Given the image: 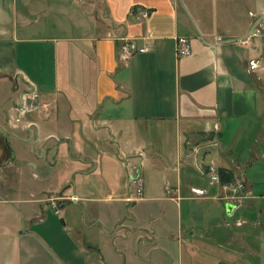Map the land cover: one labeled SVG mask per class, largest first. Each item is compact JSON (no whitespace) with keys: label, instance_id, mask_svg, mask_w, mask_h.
<instances>
[{"label":"crops","instance_id":"crops-1","mask_svg":"<svg viewBox=\"0 0 264 264\" xmlns=\"http://www.w3.org/2000/svg\"><path fill=\"white\" fill-rule=\"evenodd\" d=\"M136 7L149 11L141 21ZM120 38L149 49L122 61ZM177 40L186 55H176ZM2 78L11 95L0 99V264H40L33 244L51 264L100 262L94 243L77 238L50 250L47 232L75 231L70 214L56 217L70 206L88 230H128L138 264H264V194L248 175L264 160V0H0ZM29 87L37 105L19 114ZM126 163L142 178L131 202ZM209 163L220 169L214 189ZM68 174L103 185L63 194ZM235 174L246 192L225 199ZM219 201L222 210L208 206ZM97 202L130 210L114 207L106 221L89 215Z\"/></svg>","mask_w":264,"mask_h":264},{"label":"rangeland","instance_id":"rangeland-1","mask_svg":"<svg viewBox=\"0 0 264 264\" xmlns=\"http://www.w3.org/2000/svg\"><path fill=\"white\" fill-rule=\"evenodd\" d=\"M258 15V13H257ZM259 16V15H258ZM10 80H8L7 78H2L0 79V99L1 102L4 101L6 102L9 97H10ZM38 96L39 93L37 92ZM11 145V147L13 149L18 150L19 148H21L20 145H15L14 143H9ZM6 147H8V143H6ZM59 151V150H58ZM201 152V151H200ZM200 152L198 153V155H196V160H199V155ZM209 160H206V162H208ZM197 162V161H196ZM209 164H206L204 166V171L206 173V171L208 170ZM215 169L218 171H220L219 167H215ZM36 173L37 171L31 168H26V170L23 173V176L25 177L26 180H34V178L36 176H33L32 174ZM61 171H58L56 175H52L49 179H48V183L52 186L53 184H58L60 178H62L61 176ZM63 174V173H62ZM60 175V176H59ZM248 175L250 178H252L254 180V184H255V180H256V185L253 186L255 191L254 194H264V160H261L255 164L252 165L251 169L248 170ZM205 176V180L206 183L210 186V188L212 187V189L215 188V183L210 182L208 175H204ZM79 176L77 177L75 174L70 177V174H68L66 176V180L64 181L65 183H63V185L60 187L61 188H65V190L63 191V194H69L72 192V187L76 185L75 188V193H78L77 190V186L83 187V188H90L93 186H102V179H100L99 177H89L86 180L80 179ZM233 179V178H232ZM227 180V179H226ZM239 182L242 183V192H246V188L244 187L243 184V179L240 176H237L235 174L234 179H233V183L235 182ZM225 182H229V181H225ZM51 190V187L48 188V191ZM18 193V192H17ZM21 193V192H20ZM226 197V196H225ZM261 202H263V206H264V199L261 200ZM107 202H97L96 206L94 207V205L91 206L92 209H90L89 211V215H94L93 213L96 211L97 214H99L103 219H105L106 221H111L112 217H113V213L116 212V209H114V207H118L119 209H123L124 207L127 208V210H130V207L128 204H120V203H115L116 205L112 208H110V205H107ZM218 204V205H217ZM212 204L211 202H208V206H212L215 208V211H217V207L218 210L219 209H223V203L222 201H219ZM48 207V206H47ZM117 208V209H118ZM109 209H113V210H109ZM210 209V208H209ZM48 210H50L52 212V209H50L48 207ZM70 216V218L72 219V221H74V228L75 231L71 228L68 227L67 230H64V232H47L46 235L48 236L49 241L51 242L52 246L50 247V250L54 253V249L55 247L63 249V247H66L65 244V238L70 241L71 240L77 238L79 241H81V243L83 244H87V243H94V246L96 248H98L99 250V255L101 257L100 262L97 261V259H95L94 257H91V261L92 264H138V262L136 261L137 256H141L142 252L140 249H137L135 241H134V237L131 233H129L128 230L124 229L123 227H120L117 231H115V235H113L112 237L107 236V233H103L97 229L92 228L91 230L86 229L85 227V220L84 218H82V216L79 213L78 208H71L67 207L65 208L63 211H60L58 215H56L57 220L59 222V224L61 223L60 221V217H63L65 215ZM60 216V217H59ZM113 220V219H112ZM127 225V223H124L123 225ZM122 225V226H123ZM109 232L110 229H107ZM127 248V254H126V259L123 258L120 254H118L119 252H122L123 247ZM30 247L32 248L31 253L34 255L33 260L36 261H40V264H51V256L50 253L42 248L37 246L36 244L30 245ZM66 252V251H65ZM63 252V253H65ZM66 254V253H65ZM95 255V254H94ZM67 254L65 256V258L67 259ZM96 256V255H95ZM84 261V258L82 260V262ZM83 264H90L89 260L87 261V263L83 262Z\"/></svg>","mask_w":264,"mask_h":264},{"label":"built area","instance_id":"built-area-1","mask_svg":"<svg viewBox=\"0 0 264 264\" xmlns=\"http://www.w3.org/2000/svg\"><path fill=\"white\" fill-rule=\"evenodd\" d=\"M131 13H133L134 19L136 21H141L143 18H145L148 15L149 11L143 7H136L133 9V11H131ZM257 32H258L257 29H255V30L250 29L249 34L246 38L249 39V38L253 37L254 35H256ZM148 49L149 48L147 45H140L139 46L133 41H130V40L125 39V38H120L119 44L117 47V57H118V59L123 61L132 53L145 52ZM175 51H176L177 56L186 55L189 51V47H188L187 42L184 40H177L176 46H175ZM250 66H253V64L251 62H250ZM37 100H38V94L35 91V89H33L31 87L25 89L21 93L19 104L15 106L17 113L23 114V113L27 112L28 110L31 109V105L28 104V102L32 101V103H34L36 106ZM39 106L41 108H45L46 105H45V103L40 102ZM32 108H34V107H32ZM14 120L18 121L19 118L16 117ZM215 167H216L215 165H213L212 163H209V165L207 167L208 170L206 171V174L208 175L210 182H213L215 184H219V183H221V181H220L219 174H218L217 170L215 169ZM125 168L129 174L128 182H129V185L131 186V189H132V192H131L132 195L127 194L125 197H123V201L131 202V201L136 200L140 197L141 189H142V178L138 174L136 164H127L126 163ZM221 187L224 190L225 189L229 190L230 196L228 194L225 197V199H229V200H232L233 197H231V196H235L236 192H238L239 190H241L243 188L242 183H239L238 181L235 183H232V185H225V186H221ZM68 198L70 201H73V202L77 201V197L75 195H70Z\"/></svg>","mask_w":264,"mask_h":264},{"label":"water","instance_id":"water-1","mask_svg":"<svg viewBox=\"0 0 264 264\" xmlns=\"http://www.w3.org/2000/svg\"><path fill=\"white\" fill-rule=\"evenodd\" d=\"M224 209L226 213H229L232 209V205L230 203H225Z\"/></svg>","mask_w":264,"mask_h":264},{"label":"trees","instance_id":"trees-1","mask_svg":"<svg viewBox=\"0 0 264 264\" xmlns=\"http://www.w3.org/2000/svg\"><path fill=\"white\" fill-rule=\"evenodd\" d=\"M220 177H221V179H223V177H224V174L222 173V172H220ZM226 179V178H225ZM224 180V179H223Z\"/></svg>","mask_w":264,"mask_h":264}]
</instances>
